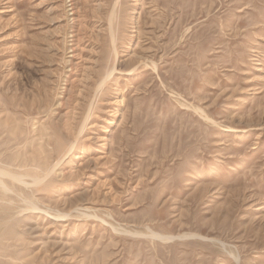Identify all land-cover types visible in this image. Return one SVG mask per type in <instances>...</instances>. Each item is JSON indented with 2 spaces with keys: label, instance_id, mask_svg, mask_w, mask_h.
Instances as JSON below:
<instances>
[{
  "label": "rangeland",
  "instance_id": "1",
  "mask_svg": "<svg viewBox=\"0 0 264 264\" xmlns=\"http://www.w3.org/2000/svg\"><path fill=\"white\" fill-rule=\"evenodd\" d=\"M0 169V264H264V0H0Z\"/></svg>",
  "mask_w": 264,
  "mask_h": 264
},
{
  "label": "bare ground",
  "instance_id": "2",
  "mask_svg": "<svg viewBox=\"0 0 264 264\" xmlns=\"http://www.w3.org/2000/svg\"><path fill=\"white\" fill-rule=\"evenodd\" d=\"M0 174H2V175H3V174H5V175H6V174H9L10 177L12 176V178H13L14 180L17 179V180H19V181L22 182V178H23V177L21 178V176H18V175L16 176V174L13 175V174H11L10 172L3 171V170H1V169H0ZM6 176H8V175H6ZM8 177H9V176H8ZM23 181H24V180H23ZM39 181H40V179L38 180V178H34L32 182L37 184V182H39ZM41 181H42V178H41ZM0 182H2V181H0ZM24 182H25V181H24ZM4 185H5V184H4ZM6 188H7V187H6ZM28 203H29V202H28Z\"/></svg>",
  "mask_w": 264,
  "mask_h": 264
}]
</instances>
